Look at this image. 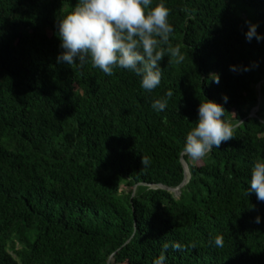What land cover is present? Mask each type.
<instances>
[{"label": "trees", "instance_id": "trees-1", "mask_svg": "<svg viewBox=\"0 0 264 264\" xmlns=\"http://www.w3.org/2000/svg\"><path fill=\"white\" fill-rule=\"evenodd\" d=\"M77 2L0 0V264H153L165 244L164 264H264V202L248 191L264 160V0H163L184 59L160 61L152 92L125 69L57 62L58 18ZM205 98L234 137L192 161ZM180 158L173 195L158 185L181 182Z\"/></svg>", "mask_w": 264, "mask_h": 264}, {"label": "clouds", "instance_id": "clouds-1", "mask_svg": "<svg viewBox=\"0 0 264 264\" xmlns=\"http://www.w3.org/2000/svg\"><path fill=\"white\" fill-rule=\"evenodd\" d=\"M152 3L153 0H78L70 11L58 18L57 35L63 51L57 62L76 67L90 62L92 67L109 76L116 68L125 69L140 77V85L145 91L152 92L161 83L160 61L166 55L169 62L175 60L180 63L184 59L180 45L173 46L170 42L174 32L168 20L170 10L163 0L155 6H151ZM246 23V40L255 38L260 41L262 37L256 31L257 25ZM230 70L237 69L230 66ZM211 79L219 83L218 74H212ZM172 95L168 90L165 98L153 101L152 108L164 111ZM223 99L227 102V97ZM224 115L222 105L205 98L198 107L195 126L186 134L183 155L199 161L214 147L219 148L223 142L233 139L236 126L226 122ZM149 163V158L141 157L143 166ZM248 191L254 192L257 199L264 202V160H253ZM255 222L260 223V218L256 217ZM190 246L194 248L196 245ZM214 246H224L222 235L214 237ZM173 247L177 251L185 248L180 244ZM167 248L168 244H165L153 264H164Z\"/></svg>", "mask_w": 264, "mask_h": 264}, {"label": "water", "instance_id": "water-1", "mask_svg": "<svg viewBox=\"0 0 264 264\" xmlns=\"http://www.w3.org/2000/svg\"><path fill=\"white\" fill-rule=\"evenodd\" d=\"M257 93H258V91H257ZM252 115H254V113H252V112H250L248 114V116H252ZM180 163H181V166H182V174H183L181 182L174 188H169V187H166V186L158 185L159 188L165 189V190L169 191L170 193H172L173 195L179 193V188L182 185H184V183L187 181V178H188V174H187V176L185 178V173H187V168H186V165L184 164V162L181 160V158H180Z\"/></svg>", "mask_w": 264, "mask_h": 264}, {"label": "rangeland", "instance_id": "rangeland-1", "mask_svg": "<svg viewBox=\"0 0 264 264\" xmlns=\"http://www.w3.org/2000/svg\"><path fill=\"white\" fill-rule=\"evenodd\" d=\"M257 87V86H256ZM258 88V87H257ZM256 108H254V110H255ZM254 110L253 111H251L252 113L254 112ZM175 195H177V194H175Z\"/></svg>", "mask_w": 264, "mask_h": 264}, {"label": "bare ground", "instance_id": "bare-ground-1", "mask_svg": "<svg viewBox=\"0 0 264 264\" xmlns=\"http://www.w3.org/2000/svg\"><path fill=\"white\" fill-rule=\"evenodd\" d=\"M186 176H187V173H185V178H186Z\"/></svg>", "mask_w": 264, "mask_h": 264}]
</instances>
